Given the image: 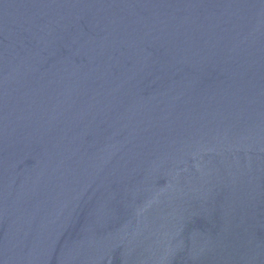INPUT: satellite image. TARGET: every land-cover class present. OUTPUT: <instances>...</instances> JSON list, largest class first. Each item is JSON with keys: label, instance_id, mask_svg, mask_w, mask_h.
<instances>
[{"label": "water", "instance_id": "obj_1", "mask_svg": "<svg viewBox=\"0 0 264 264\" xmlns=\"http://www.w3.org/2000/svg\"><path fill=\"white\" fill-rule=\"evenodd\" d=\"M0 264H264V0H0Z\"/></svg>", "mask_w": 264, "mask_h": 264}]
</instances>
